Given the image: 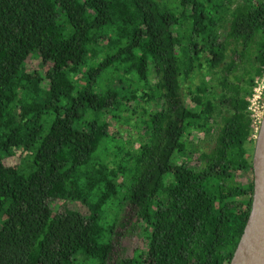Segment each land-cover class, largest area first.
I'll use <instances>...</instances> for the list:
<instances>
[{"label": "trees", "instance_id": "1", "mask_svg": "<svg viewBox=\"0 0 264 264\" xmlns=\"http://www.w3.org/2000/svg\"><path fill=\"white\" fill-rule=\"evenodd\" d=\"M263 73L264 0H0V264H229L251 207L247 98ZM138 99L161 107H139L147 135L110 168L95 157L114 139L106 116ZM194 129L216 130L213 144L178 164ZM68 200L89 215L51 207ZM127 224L145 247L125 257Z\"/></svg>", "mask_w": 264, "mask_h": 264}, {"label": "rangeland", "instance_id": "2", "mask_svg": "<svg viewBox=\"0 0 264 264\" xmlns=\"http://www.w3.org/2000/svg\"><path fill=\"white\" fill-rule=\"evenodd\" d=\"M165 1V0H161ZM176 3L179 2V0H174ZM167 2H173V0H167ZM39 61L38 60H30L28 61V64L26 66L27 71H38L40 70L38 67ZM198 79H201L202 81H205L207 84V98H211L215 100L218 97V92L215 89V83L213 82L214 79L211 72H208L206 70L202 71L200 75L197 76ZM195 78L196 81L198 79ZM258 80V79H257ZM254 81L253 89L256 86V81ZM117 80H114L113 86L118 85L120 83L116 82ZM124 86L129 85V91L130 92H137V96H141L143 93V87L140 85L135 84L136 79L134 76H127L125 80L122 81ZM187 86V85H186ZM185 85H183V89H187ZM252 94V90H251ZM125 96L128 95V93L124 94ZM250 98V97H249ZM146 100H139L138 99V107L133 102H129L130 108L128 112L126 111H117L115 113H109L106 116V119L108 122H110V135L114 136L113 141L112 140H104L103 144L98 150V153L96 154V158L100 161H102L104 164H106L108 167L113 168L115 166V163L118 161V158L115 156L116 150H119V148H123L126 150H130L131 152L136 151L141 143V141L146 137V131L145 127L143 125V121L146 120V117L141 115L142 110L139 108L143 106V108L146 110L147 113H152L158 108L161 107V100L156 99L155 101H149L146 102ZM142 111V112H141ZM263 117V116H262ZM262 119V118H261ZM261 121V120H260ZM210 123V128L215 129L217 125L216 123ZM208 126V127H209ZM259 123L254 124L253 126V136L249 143L246 145L247 154L252 159L253 154V147H254V140L256 132L259 128ZM209 131H203L202 129H194L191 132H189V135L183 138V144H184V153L182 156H180L176 163H186L190 166H194L196 164V158L200 156V154L207 151L213 144V136H215V132H212L208 135ZM22 159V153L20 151H17L14 153L13 156H10L8 158H5L4 164L6 166H17ZM243 183L247 182L251 175H241ZM64 206L68 209L75 210L80 212L81 214L87 216L89 215V211L86 207L81 205L79 202H76L74 200H68L65 202L61 201H54L51 203V207L54 208V210L58 209L59 207ZM118 234L119 236V246L118 250L119 253L123 254V256L128 257L132 256V254L136 250H141L145 247V241L142 231V226H135L133 224H127L124 228H118Z\"/></svg>", "mask_w": 264, "mask_h": 264}, {"label": "water", "instance_id": "3", "mask_svg": "<svg viewBox=\"0 0 264 264\" xmlns=\"http://www.w3.org/2000/svg\"><path fill=\"white\" fill-rule=\"evenodd\" d=\"M251 167V207L229 264H264V114L254 140Z\"/></svg>", "mask_w": 264, "mask_h": 264}, {"label": "built area", "instance_id": "4", "mask_svg": "<svg viewBox=\"0 0 264 264\" xmlns=\"http://www.w3.org/2000/svg\"><path fill=\"white\" fill-rule=\"evenodd\" d=\"M248 103L247 111L253 121L252 126L256 123L260 125V120L264 114V73L256 81V86L252 90Z\"/></svg>", "mask_w": 264, "mask_h": 264}, {"label": "flooded vegetation", "instance_id": "5", "mask_svg": "<svg viewBox=\"0 0 264 264\" xmlns=\"http://www.w3.org/2000/svg\"><path fill=\"white\" fill-rule=\"evenodd\" d=\"M252 90H253V88H252ZM249 97H251V94H250V96ZM249 97L247 98V102H248V100H249ZM249 104V103H248ZM248 107V106H247ZM247 111V110H246ZM247 113H248V111H247ZM248 117L250 118V120H251V123L253 124V121H252V119H251V117H250V115H249V113H248ZM252 129H253V126H252ZM252 136H253V133H252V135H251V139H252Z\"/></svg>", "mask_w": 264, "mask_h": 264}]
</instances>
